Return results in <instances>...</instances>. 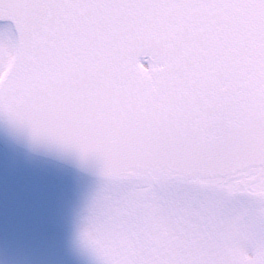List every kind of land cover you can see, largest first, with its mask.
<instances>
[{"label":"water","instance_id":"1","mask_svg":"<svg viewBox=\"0 0 264 264\" xmlns=\"http://www.w3.org/2000/svg\"><path fill=\"white\" fill-rule=\"evenodd\" d=\"M0 6L37 35L1 134L107 184L264 178V0H128L103 27L75 0Z\"/></svg>","mask_w":264,"mask_h":264},{"label":"rangeland","instance_id":"2","mask_svg":"<svg viewBox=\"0 0 264 264\" xmlns=\"http://www.w3.org/2000/svg\"><path fill=\"white\" fill-rule=\"evenodd\" d=\"M10 59V43L0 36V75ZM6 165L9 173L0 162V264H220L237 255L244 264H264V210L243 214L160 192L94 190L84 196L42 173ZM24 173L32 174L36 195L27 196ZM219 218L229 222L224 229L223 222L216 225Z\"/></svg>","mask_w":264,"mask_h":264},{"label":"bare ground","instance_id":"3","mask_svg":"<svg viewBox=\"0 0 264 264\" xmlns=\"http://www.w3.org/2000/svg\"><path fill=\"white\" fill-rule=\"evenodd\" d=\"M140 189H145L144 187H141ZM161 191V190H160ZM204 197H208V198H210V196H208V195H206V196H204ZM264 208V207H263ZM105 221L107 222L108 220H106L105 219Z\"/></svg>","mask_w":264,"mask_h":264}]
</instances>
